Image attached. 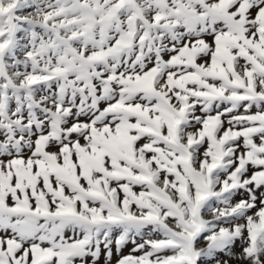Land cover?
<instances>
[{
    "label": "snow or ice",
    "instance_id": "obj_1",
    "mask_svg": "<svg viewBox=\"0 0 264 264\" xmlns=\"http://www.w3.org/2000/svg\"><path fill=\"white\" fill-rule=\"evenodd\" d=\"M0 264H264V0H0Z\"/></svg>",
    "mask_w": 264,
    "mask_h": 264
}]
</instances>
